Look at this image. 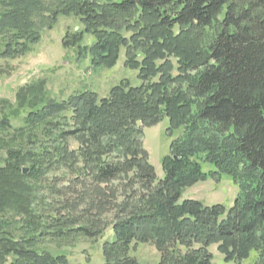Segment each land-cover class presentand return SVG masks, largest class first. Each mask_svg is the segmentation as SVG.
<instances>
[{
  "label": "trees",
  "instance_id": "1",
  "mask_svg": "<svg viewBox=\"0 0 264 264\" xmlns=\"http://www.w3.org/2000/svg\"><path fill=\"white\" fill-rule=\"evenodd\" d=\"M61 16L81 26L63 49L91 68L123 53L138 84L62 101L41 83L17 92L0 132L29 140L0 162V264H68L49 246L95 239L106 214L101 264H140L129 253L149 243L157 264H218L212 245L221 264L254 252L264 264V0H0V59L25 56ZM164 118L168 137L182 133L159 179L143 136ZM224 176L238 189L231 207L183 198Z\"/></svg>",
  "mask_w": 264,
  "mask_h": 264
},
{
  "label": "rangeland",
  "instance_id": "2",
  "mask_svg": "<svg viewBox=\"0 0 264 264\" xmlns=\"http://www.w3.org/2000/svg\"><path fill=\"white\" fill-rule=\"evenodd\" d=\"M40 15L34 16L39 21ZM76 17H59L54 27L49 30L46 26L41 29V41L32 46L30 51L22 57L0 59V120L20 107L16 97L20 89L41 83L44 96L47 100L62 101L73 93L90 90L100 97L107 95L109 89L122 80L131 84H138L136 73L124 67L123 53L117 64L110 69L103 67L91 68L88 59L76 60L73 50L63 49L61 39L67 31L80 28ZM91 38L84 43L89 44ZM23 114L19 117H10L13 128L21 127ZM168 120L164 118L157 125L144 129L143 145L148 153L150 164L155 170L157 178H163L162 159L170 155L169 145L178 138L182 130L176 131L168 137L166 129ZM11 133L0 132V162L5 158L8 149L14 147L20 140L25 143L27 136L17 141L11 139ZM209 167H206V170ZM237 187L228 177L220 180L207 179L186 189L183 198L202 202L204 205L222 204L231 207L236 195ZM111 215L105 216L104 228L101 235L95 239L78 237L72 244L56 248L49 246L53 254L63 253L68 259V264H101V245L111 238V227L108 226ZM213 262L221 264L223 256L218 253L216 245L209 247ZM130 257L135 258L140 264H157L160 258L158 250L153 244H137L131 249ZM254 252L242 264H263Z\"/></svg>",
  "mask_w": 264,
  "mask_h": 264
},
{
  "label": "water",
  "instance_id": "3",
  "mask_svg": "<svg viewBox=\"0 0 264 264\" xmlns=\"http://www.w3.org/2000/svg\"><path fill=\"white\" fill-rule=\"evenodd\" d=\"M26 171H27L26 169H23V173H26Z\"/></svg>",
  "mask_w": 264,
  "mask_h": 264
}]
</instances>
